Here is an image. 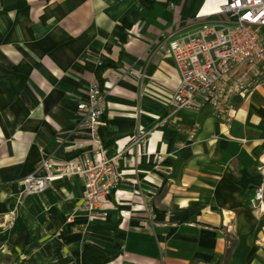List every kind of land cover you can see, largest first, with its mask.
I'll use <instances>...</instances> for the list:
<instances>
[{
	"label": "crops",
	"instance_id": "obj_1",
	"mask_svg": "<svg viewBox=\"0 0 264 264\" xmlns=\"http://www.w3.org/2000/svg\"><path fill=\"white\" fill-rule=\"evenodd\" d=\"M204 1L0 0V256L264 264V86L235 96L229 122L170 106L180 80L161 35L196 31ZM102 63L113 66L101 71L100 133L110 155L123 152V177L102 199L108 216L90 217L80 179L37 195L19 183L45 159L60 166L99 146L77 105Z\"/></svg>",
	"mask_w": 264,
	"mask_h": 264
},
{
	"label": "built area",
	"instance_id": "obj_2",
	"mask_svg": "<svg viewBox=\"0 0 264 264\" xmlns=\"http://www.w3.org/2000/svg\"><path fill=\"white\" fill-rule=\"evenodd\" d=\"M218 7L220 12L207 16L196 31L179 37L162 33L161 37L168 40L180 80L170 100L173 112H199L209 106L217 119L229 122L235 96L264 86V0H223ZM77 109L83 115L81 126L99 146L60 166L43 160L22 179L20 188L24 194L37 195L55 184L80 179L83 196L78 211L106 217L102 199L122 183L123 152L110 155L102 142L106 94L98 82ZM254 201L256 207L264 203V187L255 188Z\"/></svg>",
	"mask_w": 264,
	"mask_h": 264
},
{
	"label": "bare ground",
	"instance_id": "obj_3",
	"mask_svg": "<svg viewBox=\"0 0 264 264\" xmlns=\"http://www.w3.org/2000/svg\"><path fill=\"white\" fill-rule=\"evenodd\" d=\"M223 0H205L200 7L199 16L200 17H207L213 13H218L219 11V3ZM261 163L264 164V155L261 157ZM260 219L261 222L264 223V203L260 209Z\"/></svg>",
	"mask_w": 264,
	"mask_h": 264
},
{
	"label": "trees",
	"instance_id": "obj_4",
	"mask_svg": "<svg viewBox=\"0 0 264 264\" xmlns=\"http://www.w3.org/2000/svg\"><path fill=\"white\" fill-rule=\"evenodd\" d=\"M121 55H122V52H121ZM121 55H120V58H121ZM112 66L113 65H106V64L102 63L97 68V70H96V76H97V81H98V83H99V85H100L101 88H103V78H102V75H101V71L104 70V69H106V68H108V67H112ZM104 115H105V113H104ZM105 147H107V145H105ZM7 258H8V260H11V257L10 256L7 257Z\"/></svg>",
	"mask_w": 264,
	"mask_h": 264
},
{
	"label": "rangeland",
	"instance_id": "obj_5",
	"mask_svg": "<svg viewBox=\"0 0 264 264\" xmlns=\"http://www.w3.org/2000/svg\"><path fill=\"white\" fill-rule=\"evenodd\" d=\"M166 35H167V33H166ZM261 164H262V167L264 168V164L263 163H261ZM7 257H9L8 254H2V256H0V264H13L12 258H11V260H8Z\"/></svg>",
	"mask_w": 264,
	"mask_h": 264
}]
</instances>
